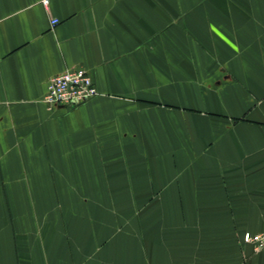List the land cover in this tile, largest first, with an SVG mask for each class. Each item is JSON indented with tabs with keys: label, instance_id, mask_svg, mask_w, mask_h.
I'll return each mask as SVG.
<instances>
[{
	"label": "crops",
	"instance_id": "1",
	"mask_svg": "<svg viewBox=\"0 0 264 264\" xmlns=\"http://www.w3.org/2000/svg\"><path fill=\"white\" fill-rule=\"evenodd\" d=\"M263 232L264 0H0V264H264Z\"/></svg>",
	"mask_w": 264,
	"mask_h": 264
},
{
	"label": "built area",
	"instance_id": "2",
	"mask_svg": "<svg viewBox=\"0 0 264 264\" xmlns=\"http://www.w3.org/2000/svg\"><path fill=\"white\" fill-rule=\"evenodd\" d=\"M49 0H42V4L47 6ZM59 23L52 19L51 26ZM98 95V91L84 69H73L65 71L49 79L44 96V103L48 107L62 106L72 108L88 101ZM246 244H251L255 252L264 250V232L257 235L246 233L243 236Z\"/></svg>",
	"mask_w": 264,
	"mask_h": 264
}]
</instances>
